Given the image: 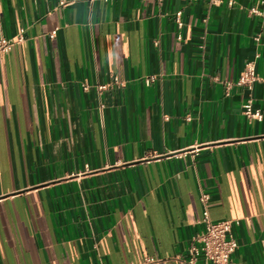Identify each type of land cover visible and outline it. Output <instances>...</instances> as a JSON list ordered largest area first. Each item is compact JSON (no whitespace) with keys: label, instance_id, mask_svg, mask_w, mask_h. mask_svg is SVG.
Returning a JSON list of instances; mask_svg holds the SVG:
<instances>
[{"label":"crops","instance_id":"obj_1","mask_svg":"<svg viewBox=\"0 0 264 264\" xmlns=\"http://www.w3.org/2000/svg\"><path fill=\"white\" fill-rule=\"evenodd\" d=\"M263 14L0 0V38L23 31L0 56V264H184L202 194L211 220L235 221L233 264H264ZM254 59L248 91L235 83ZM249 97L262 121L242 114Z\"/></svg>","mask_w":264,"mask_h":264},{"label":"built area","instance_id":"obj_2","mask_svg":"<svg viewBox=\"0 0 264 264\" xmlns=\"http://www.w3.org/2000/svg\"><path fill=\"white\" fill-rule=\"evenodd\" d=\"M264 4V0H261ZM251 13L261 14L256 7L250 9ZM264 22V14L262 15ZM176 22L181 25V12H177L175 15ZM55 31L50 36L53 37ZM23 40V31L14 38H0V56L8 54L12 47ZM257 54L255 58H258ZM258 79L256 74V62L255 59L248 61L245 64L243 71L240 73L236 85L245 87L248 91H251L254 83ZM153 77H148L145 82L149 84L153 81ZM113 82L119 83L117 77H113ZM231 83L228 84L230 87ZM101 89H105L106 85H101ZM242 114L249 120L262 121L263 114L260 109L254 106V102L249 97L242 105ZM208 195L202 194L200 200L204 204L202 217L199 223L202 225V230L195 237L194 243H192L188 249V257L184 264H199L203 261L207 264H233L232 256L238 248V242L232 233V226L235 221L233 220H221L213 221L209 216L207 208ZM164 260L152 256L144 257L139 263L136 264H163Z\"/></svg>","mask_w":264,"mask_h":264}]
</instances>
